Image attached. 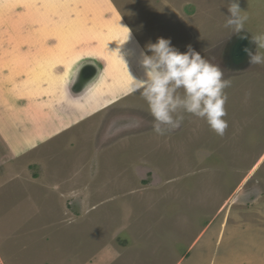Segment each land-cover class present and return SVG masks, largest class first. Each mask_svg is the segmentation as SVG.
Returning <instances> with one entry per match:
<instances>
[{
	"label": "rangeland",
	"instance_id": "obj_1",
	"mask_svg": "<svg viewBox=\"0 0 264 264\" xmlns=\"http://www.w3.org/2000/svg\"><path fill=\"white\" fill-rule=\"evenodd\" d=\"M230 3L0 0V89L17 108L0 128L33 147L0 163V264H96L99 254L97 264H220L259 235L237 227L264 224V63L228 55L247 35L264 56V0H239V32L225 26ZM119 25L132 27L126 43ZM158 37L182 53L191 45L231 81L222 136L186 112L154 131L128 71L146 79L141 53ZM91 57L103 71L65 94Z\"/></svg>",
	"mask_w": 264,
	"mask_h": 264
},
{
	"label": "clouds",
	"instance_id": "obj_2",
	"mask_svg": "<svg viewBox=\"0 0 264 264\" xmlns=\"http://www.w3.org/2000/svg\"><path fill=\"white\" fill-rule=\"evenodd\" d=\"M228 13L225 26L241 31L247 16L241 15L239 0H231ZM119 26L126 43L132 39L131 29ZM256 40H264V37ZM146 48L151 55L142 52L140 59L146 79H137L128 71V90L130 93L139 91L147 102L155 120L154 131L164 135L166 129L162 125L179 127L182 113L186 112L206 119L210 129L222 136L228 127L223 119L227 114L224 89L230 87L231 81L223 79L221 68L202 58L191 45L182 53L170 39L163 37H158L155 43H148ZM249 55L252 64L264 63V56Z\"/></svg>",
	"mask_w": 264,
	"mask_h": 264
},
{
	"label": "crops",
	"instance_id": "obj_3",
	"mask_svg": "<svg viewBox=\"0 0 264 264\" xmlns=\"http://www.w3.org/2000/svg\"><path fill=\"white\" fill-rule=\"evenodd\" d=\"M122 16V14H121ZM132 29V27H131ZM146 34H143V36ZM85 63H89V64H94L98 67V70L100 72L103 71V63L100 61H97L95 59L91 58H84L82 60H80L78 63H76V65L74 66V71H78V68ZM100 63L102 64V66L100 65ZM77 75V73H76ZM74 77L71 78L70 80H67V82L65 83V90L67 95L68 92V88L70 85V82L73 81ZM14 80V79H13ZM18 92V91H17ZM19 96V95H18ZM18 96L13 98L11 97V101L16 100L18 98ZM72 98H76L78 96H71ZM22 100H25L24 98H22ZM75 100V99H74ZM16 107H22V106H16ZM17 110V108H15V106H13V103L11 102L10 107L4 105L3 102V93L0 89V117L3 115H11V113L13 111ZM24 111V110H23ZM29 127V129L32 132H35V130H40V124L39 122L36 123V125L34 126L29 120L26 121ZM76 123H73L72 125H74ZM70 125L68 128H72ZM67 131V130H66ZM3 132V130L0 128V163L1 164H6L8 163L10 160H15L18 159V157L24 156L30 149H32L33 147L31 146H25V147H21V146H15L12 145L11 142L14 140L9 138L10 136L6 135ZM15 143V142H14ZM15 144H19V143H15ZM37 145V144H36ZM5 147L7 149V152H4L2 150V148ZM22 148V149H21ZM19 149V150H18ZM27 173L24 175L27 178ZM27 182H29V179L27 178ZM30 183V182H29ZM264 208L259 209L257 208V211H262ZM264 212V211H263ZM249 227L245 228L243 227V225L238 226L237 228L240 229H245L247 231H251L254 235L255 233L259 234L256 237H252L250 239H246L245 241H243L239 247H236L235 251H231L233 254L227 256L225 259H222L220 264H264V224H261V220L257 219L255 221H252ZM101 255H97V257H95L93 259V261L97 264L100 260H101ZM104 261L101 262V264H103Z\"/></svg>",
	"mask_w": 264,
	"mask_h": 264
},
{
	"label": "water",
	"instance_id": "obj_4",
	"mask_svg": "<svg viewBox=\"0 0 264 264\" xmlns=\"http://www.w3.org/2000/svg\"><path fill=\"white\" fill-rule=\"evenodd\" d=\"M241 36V37H240ZM236 38L234 44L230 45L229 59L233 61L232 65L245 66L250 62V55L254 51V42L249 36L240 35ZM100 74L98 67L94 64L85 63L82 64L77 71V75L74 77L73 81L70 82L69 88L67 90L70 96H80L86 91Z\"/></svg>",
	"mask_w": 264,
	"mask_h": 264
}]
</instances>
